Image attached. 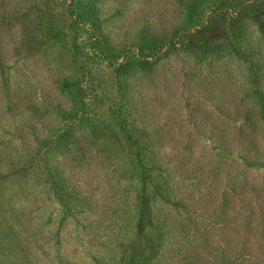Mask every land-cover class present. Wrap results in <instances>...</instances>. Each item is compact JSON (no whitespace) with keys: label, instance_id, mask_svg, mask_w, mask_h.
Returning a JSON list of instances; mask_svg holds the SVG:
<instances>
[{"label":"trees","instance_id":"1","mask_svg":"<svg viewBox=\"0 0 264 264\" xmlns=\"http://www.w3.org/2000/svg\"><path fill=\"white\" fill-rule=\"evenodd\" d=\"M0 135V264H264V0H0Z\"/></svg>","mask_w":264,"mask_h":264},{"label":"rangeland","instance_id":"2","mask_svg":"<svg viewBox=\"0 0 264 264\" xmlns=\"http://www.w3.org/2000/svg\"><path fill=\"white\" fill-rule=\"evenodd\" d=\"M252 30H254V33L257 32V30H259V32H260L261 29L259 27V23L256 21H253V20L247 21L246 31L250 32ZM241 31L243 33V29ZM227 32L229 35L231 34L230 30H228ZM224 36H227V34H224ZM190 56L185 59V64H186L185 67L190 71L189 79L187 80L185 89L188 88L189 85H192V83L195 82L196 77H197V76H192V68L188 67V65L190 63L194 62V56H191V57ZM212 61H213V63L211 64L212 67L207 65V68L205 70H203L202 74H201V76H206L207 78L211 79V81L221 80L220 77H216L217 76L216 71H214V72L212 71L215 68L216 63L221 66L220 68L222 70L223 69H225V70L231 69L232 71L238 72L240 69L239 63L233 57L230 56L229 51H226V53L223 54L221 61L220 60L217 61L215 57L212 58ZM204 65H205V63H203L201 66H204ZM179 67H180V64H175V73L177 76L175 79H176V83L178 81V84L184 80L183 73L178 71ZM168 68L169 67L166 64H163V65L161 64L155 69L154 74L167 72ZM197 73L200 74L199 71ZM140 79H142L144 82H148V83L150 82V78H147V75L141 76ZM131 83H132V81H131ZM133 83H134V81H133ZM105 140L107 142V147L109 148V150L116 153L117 156L119 155L118 157H120L122 160L121 163L124 166L129 167L130 166V154H129L128 146L125 143L123 137L121 136V133H120L119 128L117 126H116V129L114 130V132L111 133L107 137V139H105ZM2 144L6 145L8 150L15 148L13 141H11L9 139H3V137L0 135V145H2ZM15 149H17V147ZM35 174L38 175L39 173L36 172Z\"/></svg>","mask_w":264,"mask_h":264}]
</instances>
